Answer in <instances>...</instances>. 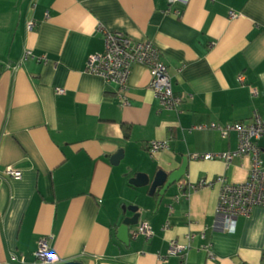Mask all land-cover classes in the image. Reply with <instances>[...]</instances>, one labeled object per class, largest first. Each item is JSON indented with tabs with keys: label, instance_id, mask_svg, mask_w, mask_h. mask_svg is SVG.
<instances>
[{
	"label": "crops",
	"instance_id": "0c3cea01",
	"mask_svg": "<svg viewBox=\"0 0 264 264\" xmlns=\"http://www.w3.org/2000/svg\"><path fill=\"white\" fill-rule=\"evenodd\" d=\"M106 30L158 47L181 97L177 110L162 108L146 64L132 65L127 105L115 84L85 70ZM26 49L35 57L19 64ZM0 63V264H35L43 236L62 262L264 264V206L227 232L216 212L220 185L191 187L249 177L248 154L230 164L192 154L236 150L237 133L210 124L264 114V0H0ZM155 139L168 146L151 154ZM257 143L264 157V137ZM185 157V174L160 204L148 185L130 183ZM124 205L141 212L127 243L116 236L132 215ZM141 223L154 234L133 238ZM172 240L188 246L183 256L168 254Z\"/></svg>",
	"mask_w": 264,
	"mask_h": 264
},
{
	"label": "built area",
	"instance_id": "2783aa9c",
	"mask_svg": "<svg viewBox=\"0 0 264 264\" xmlns=\"http://www.w3.org/2000/svg\"><path fill=\"white\" fill-rule=\"evenodd\" d=\"M188 1L167 0L169 5L176 3L186 5ZM34 25V22L28 23L29 28ZM29 57H35V55L32 50L26 49L19 64ZM38 59H41V57ZM137 62L149 66L151 73L149 88L159 100L162 108L177 110L181 97L173 91L171 76L161 51L150 40H135L121 31L106 30L104 32V49L90 55L85 70L115 84L120 92L119 96L122 103L127 105L130 103L127 96L128 79L132 65ZM239 78L243 80L244 76L240 75ZM56 90L58 93L64 92L63 88H57ZM253 92H256V90H253ZM199 127L204 126L199 125ZM210 127L218 129L222 134H228L231 130L235 131L238 136L237 149L217 153H194L192 154L193 158H222L227 164H230L235 156L241 154H248L252 158V167L245 182L229 183L224 176L218 175L212 179L201 178L196 183L191 184L193 189L220 185L216 207L217 216L222 220L223 228L227 232H234L237 219L240 216L250 215L253 208L257 205L264 206V157L263 148L257 143L259 139L264 137V114L255 109L252 114V120L248 123H211ZM167 146L168 143L165 139L151 140L147 144L151 154ZM6 171L12 178L21 176V171L13 167H7ZM153 234V230L146 223L139 224L131 231L133 238L140 235L150 237ZM188 237L191 238L192 236L188 235ZM187 248V245H181L172 240L168 254L183 256ZM34 256L35 264H59L62 262L59 254L50 247L47 236H43L38 240ZM15 257L16 255H12V258ZM21 260L25 262V257H22Z\"/></svg>",
	"mask_w": 264,
	"mask_h": 264
},
{
	"label": "water",
	"instance_id": "95a60500",
	"mask_svg": "<svg viewBox=\"0 0 264 264\" xmlns=\"http://www.w3.org/2000/svg\"><path fill=\"white\" fill-rule=\"evenodd\" d=\"M122 158V151H119L111 156V162L114 164L119 163ZM188 159L185 157L180 166L175 168L172 171H167L162 168H159L155 171L153 175L148 172H138L133 178L130 179V183L141 186L148 185L149 186V195L158 194L157 196V204L163 200L164 196L168 193V191L179 181L182 179L183 175L187 169ZM122 210L124 213L127 211L132 212V215H125L121 220V223L118 227V232L116 234L117 238H119L124 243L129 242V228L132 225H135L139 222L141 217V212L139 210L138 205H124L122 206ZM132 231V230H131ZM131 234V233H130ZM59 264H82L80 261H69L62 262Z\"/></svg>",
	"mask_w": 264,
	"mask_h": 264
},
{
	"label": "trees",
	"instance_id": "16d2710c",
	"mask_svg": "<svg viewBox=\"0 0 264 264\" xmlns=\"http://www.w3.org/2000/svg\"><path fill=\"white\" fill-rule=\"evenodd\" d=\"M1 69H2V65H1V63H0V71H1Z\"/></svg>",
	"mask_w": 264,
	"mask_h": 264
},
{
	"label": "rangeland",
	"instance_id": "374dc122",
	"mask_svg": "<svg viewBox=\"0 0 264 264\" xmlns=\"http://www.w3.org/2000/svg\"><path fill=\"white\" fill-rule=\"evenodd\" d=\"M15 263H16V262H15ZM15 263H14V264H15Z\"/></svg>",
	"mask_w": 264,
	"mask_h": 264
}]
</instances>
